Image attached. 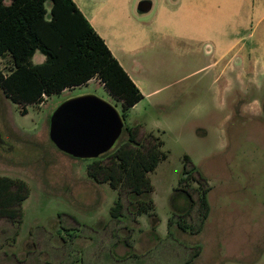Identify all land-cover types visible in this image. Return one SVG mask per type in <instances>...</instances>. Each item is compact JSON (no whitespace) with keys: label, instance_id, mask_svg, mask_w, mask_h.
<instances>
[{"label":"rangeland","instance_id":"obj_1","mask_svg":"<svg viewBox=\"0 0 264 264\" xmlns=\"http://www.w3.org/2000/svg\"><path fill=\"white\" fill-rule=\"evenodd\" d=\"M141 1L148 0H75L123 66L132 60L126 52L132 43L141 47L134 54V78L152 94L124 119L121 103L97 80L44 98L40 105L16 104L0 87V138L5 142L0 146V177L21 180L29 190L20 224L0 219V264H96L95 249L105 250L113 231L123 241L130 237L125 227H131L132 207L125 193L124 219L118 224L111 215L117 191L87 176L93 159L70 157L49 140L48 116L65 100L82 95L113 106L123 126H139V140L151 133L163 141L167 157L148 175L160 223L146 264H184L195 247L199 255L192 264H264V76L259 75L264 64L241 60L254 40L264 39V21L256 24L253 12L245 11L239 26L220 15L211 38L207 32L185 33L164 22L160 11L170 0H152L154 7L145 13L137 10ZM240 38L245 42L230 50ZM222 54L220 67L235 54L237 58L214 81L218 68L211 64ZM10 68L8 57L0 59L3 74ZM184 156L211 187V213L197 235L183 234L174 224L162 239L158 234L167 228L170 196L182 176ZM197 215L193 210L187 219L191 225L199 223ZM149 225L141 216L138 228ZM90 237L94 248L84 254ZM146 237L134 228L136 252L151 246ZM101 260L107 262L104 255Z\"/></svg>","mask_w":264,"mask_h":264},{"label":"trees","instance_id":"obj_2","mask_svg":"<svg viewBox=\"0 0 264 264\" xmlns=\"http://www.w3.org/2000/svg\"><path fill=\"white\" fill-rule=\"evenodd\" d=\"M36 52L44 56L43 63L33 64ZM5 57L10 59L11 68L7 74L0 71V87L16 104L40 105L44 98L81 87L92 79L103 84L108 94L121 103L123 119L143 98L74 0H0V59ZM22 114H26L25 109ZM49 118L50 115L48 126ZM139 133V126H124L113 148L93 159L86 172L95 183H106L117 191L112 218L122 216L125 209L121 199L125 193L132 213L129 207L126 210L134 216V223L137 217L147 216L155 234L158 218L148 175L167 155L161 149L162 140L151 133L147 139L139 140ZM181 175L170 198L172 211L167 227L169 233L176 224L180 232L197 235L208 218L210 188L187 156L183 158ZM28 194L25 182L0 177V219L20 224L21 204ZM179 197L185 199L182 211L176 206ZM193 210L199 215L197 225L187 220ZM198 255L199 248H193L186 264H192Z\"/></svg>","mask_w":264,"mask_h":264},{"label":"crops","instance_id":"obj_3","mask_svg":"<svg viewBox=\"0 0 264 264\" xmlns=\"http://www.w3.org/2000/svg\"><path fill=\"white\" fill-rule=\"evenodd\" d=\"M147 2L150 3V6H151L150 10H151L154 7V2L152 0H148ZM245 11L247 13L253 12V15L257 19L256 24L263 22L264 21V0H170L168 4L162 5V9L160 13L163 15L164 22L166 21L167 23L171 25L173 24L179 27V30L181 32L189 33V32H203L204 31V32L209 33L210 37L212 38L213 33L217 32L220 15L223 17H229V19L233 23L238 22L237 24L241 26L243 25L244 21L241 20L240 14ZM82 14L84 15L83 12ZM85 18L89 21V23L92 25L94 30L99 34V32L96 30V28L92 24L91 20H89L86 16ZM243 20H245V18H243ZM99 35L105 41L106 45L108 46L114 58L119 62V64L128 74L130 79L133 81V83L138 87V89L142 93V96L146 97V96L151 95L152 92H144L140 84H138V82L134 78L135 76L134 54H138L139 48L141 47L139 45L134 46V42L132 43L133 47L130 50L126 51L132 57V60L129 65L123 66V64L115 57L114 53L109 47V44L106 41V38L101 36V34ZM247 38L254 39V36L251 37V35H249L247 36ZM240 40L242 43L245 42V39H242V38L238 39L232 46H230V50L234 49V46L238 42H240ZM251 46H252V49H249L243 54H241V60L244 63L247 61L248 63H251L253 65L254 64H259V65L264 64V51H262V49L264 50V39L257 40V41L254 40ZM230 50L228 51L230 52ZM257 50H260L262 54L260 53L257 54L256 52ZM37 53L38 52H36L32 58L33 64H41L45 60L44 56H42L41 54L37 55ZM224 55L225 54L218 56L211 64V68H214V67L218 68L217 76L214 81L219 80V77L222 76L224 73H226V70H227V67L230 61L234 60V57L237 58L235 54L234 57H231L230 61H228L227 65L220 67L219 65H220L221 60L224 58ZM252 74L253 76H256V74L258 73L255 70ZM259 75L264 76V70L260 72ZM92 80H95V79H92ZM135 106H133L130 110H133ZM207 185L210 188V191L208 193L209 195L211 192V187L209 186L208 182H207ZM207 201H208V197H207ZM208 205L211 207L209 201H208ZM176 206H177L178 211H182V209H184L186 206L185 199L183 197H179L176 200ZM210 213H211V210H210ZM142 216H145V215H142ZM140 217L141 216L136 218L135 227H134V216H131V219H130V223L132 224V225L130 224L131 227H128V226L125 227L127 232H129L130 234V237L127 236L128 239L126 241H123V238L121 237L120 233H118V230L116 229L111 234L112 239H110L109 244L105 246V250H103L102 247H100L99 249H95L98 252V262L96 264H102V260H101L102 255L105 256V260L107 261L104 264H146L150 260L151 258L150 255L155 251V248H152V244H153L152 241L154 240L155 237L153 236V233L150 227L149 228L147 227L138 228ZM121 218L124 219L123 214L117 219L113 218V220L115 221V223L120 224L123 222ZM147 219L149 220L148 217ZM126 220H128V218ZM159 223L160 222L158 219V224ZM149 226H151V224ZM134 228H137V233H143L147 235L146 237L147 244L150 242V245H151L150 247H144L142 248L143 250H140V252H136V250L134 249ZM156 229H157V226L154 231L155 233H156ZM108 230L109 231L112 230L111 226L109 227V229L105 231H108ZM168 233H169L168 227L165 229L163 228L162 234H158V236H160L162 239H165L168 236ZM183 234H187V233H183ZM89 240L91 241V244L87 248L86 247L84 248V254L87 253V250H91V248H94L95 244L92 243L94 239L90 237ZM125 248H126V252L121 253L122 249H125ZM185 249L187 248L184 246V249L182 250H185ZM189 250H192V248H190ZM90 254L92 256L94 255L92 253ZM166 254H170V253H166ZM90 259L91 258H88V260ZM85 264H95V262L85 263Z\"/></svg>","mask_w":264,"mask_h":264},{"label":"water","instance_id":"obj_4","mask_svg":"<svg viewBox=\"0 0 264 264\" xmlns=\"http://www.w3.org/2000/svg\"><path fill=\"white\" fill-rule=\"evenodd\" d=\"M142 1L138 12L150 10ZM116 109L93 95L73 97L62 102L49 118L48 136L62 153L77 159H97L113 148L123 130Z\"/></svg>","mask_w":264,"mask_h":264},{"label":"flooded vegetation","instance_id":"obj_5","mask_svg":"<svg viewBox=\"0 0 264 264\" xmlns=\"http://www.w3.org/2000/svg\"><path fill=\"white\" fill-rule=\"evenodd\" d=\"M0 146L5 147V142L3 141V139L0 138Z\"/></svg>","mask_w":264,"mask_h":264}]
</instances>
